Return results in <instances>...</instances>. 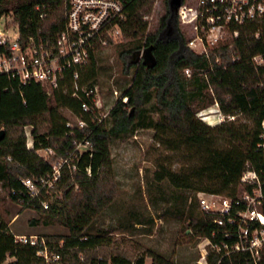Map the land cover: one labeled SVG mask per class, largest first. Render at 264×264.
<instances>
[{"label":"trees","instance_id":"16d2710c","mask_svg":"<svg viewBox=\"0 0 264 264\" xmlns=\"http://www.w3.org/2000/svg\"><path fill=\"white\" fill-rule=\"evenodd\" d=\"M118 1L125 8L118 53L129 59L127 63L135 69L130 85L100 122L93 113L81 108L82 101L93 107V96L85 93L93 90L97 82L98 44L86 65L63 70L57 87L21 83L17 77L0 73V130H4L0 139V184L8 189L12 201L40 215L55 217L66 228L65 235L43 237L57 248L65 264L132 263L119 253L106 252L100 256L98 249L110 245L111 239L104 235L107 232H91V224L113 197L112 138L126 137L137 128H152L173 149L199 155L197 169L161 167L156 178L167 179L175 188L195 192L188 203V225L202 238L214 240V232L219 239L223 236L211 221L216 215L198 211L197 193L235 197L250 189L240 182L248 169L264 181V149L257 147L264 121V20L232 26L231 32L238 30L237 37L220 43L206 55L187 47L186 33L175 19L171 0H164V13L149 30L144 16L150 13L154 0ZM40 10L46 11L44 18L38 17ZM7 14L18 25L23 46L32 39L34 44L47 43L54 51L56 36L64 25L62 0H0V18ZM148 50L150 58L146 55ZM257 56L260 62L255 61ZM187 68L190 75L184 73ZM152 100L156 119L147 107ZM215 102L223 114L236 116L209 125L196 115ZM241 116L245 121H239ZM78 120L85 122L82 128L78 127ZM26 126L31 128L32 148L27 147ZM84 138L90 149L77 162L74 158L77 170H70L66 164L60 167V178L53 189L61 190L63 200H56L49 209H44L41 205L47 196L44 190L39 197L29 199L20 178L47 176L52 172L51 160L66 158ZM218 139L226 140L227 147L216 146ZM45 148L54 151L49 159L37 153ZM36 251L35 247L15 242L0 213V264L5 263L7 255L14 258L9 264H43L35 256ZM147 256L152 264H173L150 251ZM245 258L237 254L220 264H252ZM216 262L217 256L208 260L209 264ZM143 263L141 258L135 264ZM260 264H264V259Z\"/></svg>","mask_w":264,"mask_h":264},{"label":"built area","instance_id":"2783aa9c","mask_svg":"<svg viewBox=\"0 0 264 264\" xmlns=\"http://www.w3.org/2000/svg\"><path fill=\"white\" fill-rule=\"evenodd\" d=\"M175 10V19L180 26L189 27L194 36L187 42V47L200 50L199 54L208 52L224 41L227 31L232 26H239L251 21L264 20V0H179ZM64 7V25L57 34L54 51L47 43L34 44L30 39L26 45L19 42L18 25L16 30L10 32L5 26L0 27V73H7L17 77L19 82H37L47 87H57L63 77V70L69 67L81 68L87 64L91 52L96 44L106 45L108 40L105 34L121 35L120 23L125 19V8L118 0H62ZM38 9V7H37ZM46 11L40 10L38 17L44 18ZM147 16H144V20ZM234 37L238 30L233 29ZM188 47V48H189ZM143 49L140 50V57ZM190 75V69L184 70ZM77 71L74 72V78ZM77 88V85H75ZM95 90V88H94ZM94 90L87 91L86 95H92L93 107L82 101L83 111L93 113V117L100 122L107 117L106 113H100L96 106ZM75 95V93H74ZM126 101V98L123 99ZM218 122L231 120L232 115H226L220 111L217 114ZM77 125L82 128L83 120H78ZM27 135V147L32 148V137L29 131ZM257 147L264 149V121L261 123ZM90 149L86 138L78 142L75 150L66 158L55 164H51L52 172L38 179L28 177L20 178L29 199L37 198L44 190L49 195L55 183L60 178V167L64 164L70 170H77V164L81 154ZM39 150V149H38ZM46 153H53L51 148L43 149ZM89 173V169L87 170ZM240 182L250 186L235 197H228L216 193H197V200L201 211L216 215L212 223L223 238H217L212 233L211 240L203 238L199 246L200 259L197 264H209L212 256H217L216 264H220L225 258L241 254L252 264H260L264 259V181H260L254 170H246ZM13 193H15L13 191ZM23 199L20 198V202ZM44 209H49V202L41 201ZM15 242L37 248L35 256L43 264H65L54 245H50L45 238L37 236H17ZM62 243H59V248ZM14 260L7 255L5 263ZM131 264H135L132 262ZM145 264V263H143ZM152 264V262H151Z\"/></svg>","mask_w":264,"mask_h":264},{"label":"rangeland","instance_id":"374dc122","mask_svg":"<svg viewBox=\"0 0 264 264\" xmlns=\"http://www.w3.org/2000/svg\"><path fill=\"white\" fill-rule=\"evenodd\" d=\"M164 5V0H154L150 13L146 15L148 30L153 28L163 15ZM12 18L11 14L2 16L0 27L4 25L10 32L15 31L16 25L13 24ZM181 27L189 41L194 32L189 27ZM121 37L122 35L105 34L107 44L98 43L96 50L99 74L93 90L97 101L96 108L100 113H106L121 97L130 85L134 73L135 67L127 63L129 59L125 60L119 56L117 43L122 41ZM231 37H234L233 33L227 31L223 42ZM189 49L195 52V49L200 50V46ZM255 61L260 62V57H255ZM153 102L154 100L148 103L147 107L156 119L158 116L152 110ZM219 111L215 102L198 111L196 115L205 123L214 125L219 123ZM64 113L71 118L67 111ZM239 121H245V118L241 116ZM25 130L30 132V126H26ZM227 145L228 142L224 139L216 141V146ZM110 152L113 197L110 204L91 224V232H107L104 235L111 239V244L98 249V254L101 256L106 252L119 253L129 257L134 263L143 258L145 264H151L152 260L147 256L150 251L170 259L173 264H197L200 259L199 246L203 238L188 225L187 214L188 203L195 196V192L175 188L167 179L159 181L156 173L161 167L172 170L197 169L200 164L199 155L188 150L173 149L172 145L161 140L152 128H137L126 137L112 138ZM37 153L46 159L54 155V152L46 153L43 149L37 150ZM60 160L61 158H54L51 164ZM45 199L51 205L56 200H63L62 192L55 188ZM197 209L200 210L199 207ZM0 213L7 222L17 213L16 219L10 222L11 229L17 234L37 237L67 234L66 228L55 217L40 215L34 209L12 201L8 189L2 184ZM44 221L47 224H44Z\"/></svg>","mask_w":264,"mask_h":264},{"label":"water","instance_id":"95a60500","mask_svg":"<svg viewBox=\"0 0 264 264\" xmlns=\"http://www.w3.org/2000/svg\"><path fill=\"white\" fill-rule=\"evenodd\" d=\"M180 1L179 0H171V6L173 7V12L175 13L176 7L179 5ZM171 7V8H172ZM146 55L150 58L149 56V50L147 51ZM4 136V130H0V139Z\"/></svg>","mask_w":264,"mask_h":264},{"label":"crops","instance_id":"0c3cea01","mask_svg":"<svg viewBox=\"0 0 264 264\" xmlns=\"http://www.w3.org/2000/svg\"><path fill=\"white\" fill-rule=\"evenodd\" d=\"M1 215H2V214H1ZM2 217H3V215H2ZM16 217H17V213L15 214L14 217H12V219L10 220V222L13 221L14 219H16ZM3 220H4V217H3ZM4 221H5V220H4ZM5 222L7 223L8 228L10 229V231H11V233L14 235V237H17V236H26V235H22V234L14 233L13 230L11 229L10 222H7V221H5ZM31 236H34V235H31Z\"/></svg>","mask_w":264,"mask_h":264}]
</instances>
